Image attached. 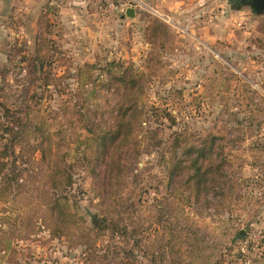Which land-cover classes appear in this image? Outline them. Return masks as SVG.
I'll return each mask as SVG.
<instances>
[{
	"label": "rangeland",
	"instance_id": "rangeland-1",
	"mask_svg": "<svg viewBox=\"0 0 264 264\" xmlns=\"http://www.w3.org/2000/svg\"><path fill=\"white\" fill-rule=\"evenodd\" d=\"M189 1L0 3V264H264V10ZM81 86L97 131L129 105L141 121L113 202L72 117ZM174 131L183 149L157 146Z\"/></svg>",
	"mask_w": 264,
	"mask_h": 264
},
{
	"label": "trees",
	"instance_id": "trees-1",
	"mask_svg": "<svg viewBox=\"0 0 264 264\" xmlns=\"http://www.w3.org/2000/svg\"><path fill=\"white\" fill-rule=\"evenodd\" d=\"M234 1L242 3L243 0ZM116 81L125 83V88L129 93L134 91V86H136L137 83L135 77L129 71H125L117 79L114 78V82ZM92 95L96 96V93L93 92ZM73 98H75L76 101L74 103L75 109L72 113V117H74L77 120L76 122L79 123L78 127L83 128L91 136L90 140L96 143L98 147V150L94 153V161L98 164H96V166L99 167L91 170L92 174L98 180V195L101 196L105 202H113V196L115 193L112 190L114 185L119 183L123 176L132 169V166L127 164V152L129 149L128 145L136 143L138 132L137 127L141 122L138 120L139 116L136 111V105H129L125 110L119 108L118 113L111 117L112 123L110 125L107 124L106 127L97 131L98 124H96L91 117L95 118L98 113H96L97 110L93 108L94 106L89 103L90 92L85 91L83 86H81L79 89L75 90ZM153 111L154 115L152 118H155V124L157 127L164 126L165 121H167L171 127L176 125L175 119L166 110L157 111L155 109ZM171 138L168 141L159 139L157 146L166 143L169 149L179 150L183 149L185 146L184 144L187 142L186 140H189L181 137V135L175 133V131L172 133ZM162 159H167L168 162L172 163L171 168L168 169V182L171 184H178L182 179L183 170L185 168L183 167L182 159L178 156L168 159L164 155L162 156ZM204 159H207V157ZM208 164V170L209 168L212 170L211 162ZM192 165L195 167L197 166V163L194 161ZM219 168L220 167L217 166L214 170L216 171V169L218 170ZM65 174L66 173L63 169L54 164V175L56 177H64ZM200 176V172H198L196 168V172L193 174L191 173L187 179L192 181L194 179L195 190H198L196 183H201V180L199 179ZM185 183L187 184L188 181H185Z\"/></svg>",
	"mask_w": 264,
	"mask_h": 264
},
{
	"label": "crops",
	"instance_id": "crops-1",
	"mask_svg": "<svg viewBox=\"0 0 264 264\" xmlns=\"http://www.w3.org/2000/svg\"><path fill=\"white\" fill-rule=\"evenodd\" d=\"M74 0H65L66 3H74ZM141 1H153V0H141ZM164 1V0H161ZM206 0H192L189 3H203ZM43 0H0V3H42Z\"/></svg>",
	"mask_w": 264,
	"mask_h": 264
},
{
	"label": "water",
	"instance_id": "water-1",
	"mask_svg": "<svg viewBox=\"0 0 264 264\" xmlns=\"http://www.w3.org/2000/svg\"><path fill=\"white\" fill-rule=\"evenodd\" d=\"M251 7L257 12L261 13L264 10V0H254L253 4H251ZM134 15L132 9L126 10V16L132 17Z\"/></svg>",
	"mask_w": 264,
	"mask_h": 264
},
{
	"label": "built area",
	"instance_id": "built-area-1",
	"mask_svg": "<svg viewBox=\"0 0 264 264\" xmlns=\"http://www.w3.org/2000/svg\"><path fill=\"white\" fill-rule=\"evenodd\" d=\"M131 0H103L104 3L108 6V9L118 8L121 6V3H128Z\"/></svg>",
	"mask_w": 264,
	"mask_h": 264
}]
</instances>
